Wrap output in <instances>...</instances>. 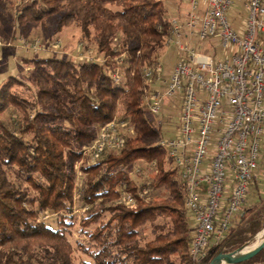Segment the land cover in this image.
<instances>
[{"label": "trees", "instance_id": "obj_1", "mask_svg": "<svg viewBox=\"0 0 264 264\" xmlns=\"http://www.w3.org/2000/svg\"><path fill=\"white\" fill-rule=\"evenodd\" d=\"M3 7L0 0V14ZM169 11L166 0H22L14 7L13 33L47 21L54 32L75 23L98 56L21 57L29 80L12 74L0 83V264H76L70 236L77 220L82 230L93 225L87 243L77 244L90 260L78 264H210L221 253L252 246L263 231L264 198L248 207L245 200L237 225L240 210L203 256L189 255L193 222L185 186L157 144L163 135L147 109L151 79L142 73L166 46ZM8 109L12 125L2 117ZM113 119L129 129L123 145L92 159L84 148ZM137 161L152 169L148 188L160 190L158 196L148 199L132 180ZM77 162L84 173L78 197ZM127 193L132 204L123 199ZM48 214L56 220H46ZM234 264H264V247Z\"/></svg>", "mask_w": 264, "mask_h": 264}, {"label": "built area", "instance_id": "obj_2", "mask_svg": "<svg viewBox=\"0 0 264 264\" xmlns=\"http://www.w3.org/2000/svg\"><path fill=\"white\" fill-rule=\"evenodd\" d=\"M245 7L243 30L231 25L232 0H188L183 17L169 20L165 45L176 47L177 60L164 82L153 90L147 109L157 115L164 101L179 97L180 117L176 133L160 137L157 144L176 168L185 186L184 205L192 218L189 255L203 256L208 244L223 238L233 216L244 204L260 159L264 136V0H240ZM217 38L228 52L223 58L201 52L188 39ZM26 51L37 53L59 47L60 41L18 37ZM0 45H12L0 38ZM91 60V56H84ZM160 65L145 66L143 77H157ZM112 79L119 81L118 72ZM129 131L126 122L113 119L102 125L93 142L84 148L92 159L104 150L118 149ZM155 164L152 163V166ZM132 204L134 198L124 194Z\"/></svg>", "mask_w": 264, "mask_h": 264}, {"label": "rangeland", "instance_id": "obj_3", "mask_svg": "<svg viewBox=\"0 0 264 264\" xmlns=\"http://www.w3.org/2000/svg\"><path fill=\"white\" fill-rule=\"evenodd\" d=\"M177 0H166V5L171 7V11L169 12V17H178L174 10L175 2ZM180 1V0H178ZM19 3H22V0H5V7L3 12L0 14V38L4 40H8L12 38V45H0V83L6 79L12 73L22 78L23 80H29L31 70L28 67L22 65L20 60L21 57H31L36 56L38 54L43 55H57L60 57L71 58L74 60H84L86 59L84 56H91L92 58H97V54H95V45L91 41H87L81 35V31L79 27L74 23L70 24L67 27L62 28L59 32H54L53 25L51 22L47 21L43 24H36L34 26H27L23 30H16V33H13L14 29L12 27V14L14 7ZM172 6L174 7L172 10ZM182 8H187V0L183 1L181 5ZM114 8V7H112ZM245 8V7H244ZM4 22V23H3ZM13 29V30H12ZM18 37H23L25 39L33 40L35 38L40 39L44 44L54 43L57 39L60 41L59 47H49L46 51L41 50L37 53L32 51H26L18 40ZM120 36L112 42V45L117 46L119 42ZM10 49L13 53V56L3 57L2 53L3 49ZM176 47L171 45L163 46L159 49L155 55L156 61H154L157 65H160V68L157 73V77L151 78V80L147 81L149 83L148 89L152 92L153 90H163L164 82L169 79V75L172 71L174 60H175ZM17 56L16 63H18V68H14L12 65V59ZM217 57V56H216ZM179 97L173 99H167L164 101L162 105V109L156 116L152 117L154 124L159 123L161 135L164 137L173 136L179 125V117H180V107H179ZM13 112L11 109H8L3 114V119L9 124L12 125L11 122L14 120ZM81 162H77L76 169V189L75 196L78 197V192L83 184L84 173L79 170ZM134 171L130 174L132 180H134L137 186L143 187L145 189V194L148 199H151L153 196H158L161 192L160 190L148 188V184L150 178L153 176L151 173V168L147 166L143 161H137L134 167ZM255 175L252 180V184L249 187V192L247 194V199L244 207H248L258 200L259 197L264 198V136L261 140L260 144V159L258 161V166L254 171ZM77 204V203H76ZM135 204V203H134ZM78 205V204H77ZM76 205V215L77 219L82 214V211ZM243 207V208H244ZM242 213V209H240L238 215L234 218V225L238 224L239 217ZM103 219L107 218V213L103 214ZM51 219L52 222L56 220V216L48 214L46 216V220ZM161 222V221H160ZM93 225L86 227L85 229H81V225H79V221L75 223L72 230V235L70 236V240L72 245L74 246V257L75 262L78 264L82 260L89 261L90 258L83 253L79 247L78 243H87V231L91 230ZM142 235L144 239L151 238L150 225L146 224L142 229ZM263 237V233L261 232L255 240L251 243L254 246L257 242H259ZM213 241V240H212ZM249 244V245H251ZM248 246V245H247ZM251 247V246H249Z\"/></svg>", "mask_w": 264, "mask_h": 264}, {"label": "crops", "instance_id": "obj_4", "mask_svg": "<svg viewBox=\"0 0 264 264\" xmlns=\"http://www.w3.org/2000/svg\"><path fill=\"white\" fill-rule=\"evenodd\" d=\"M183 1L184 0H180V1L177 0L175 2L174 7L176 8V10H174L173 9L174 7L172 6V10L175 11V13L178 17H183L189 9L188 0H187V8L186 9L182 8L181 5L183 4ZM232 1H233V4H232L231 9L228 12V16H229V19H230V22H231V25L233 26V28L241 31V30H243V27H244V20H245L246 11H245V8H244V6L240 0H232ZM170 9H171V7H170ZM0 29H1V27H0ZM188 42L193 47H196L201 52H204L207 54H211V55H214V56H217L220 58H223L226 55H228V52H224L218 46L217 38H213V39H209V40L201 41V42L195 38H192V39H188ZM1 53H2L3 57L13 56L12 51L10 49H7V48L3 49V52H1ZM17 56L18 55H15V57L12 59V65L14 66L13 70L15 68H18V63H16ZM177 56H178V54L176 51L174 64L177 60ZM163 82H165V81H163Z\"/></svg>", "mask_w": 264, "mask_h": 264}, {"label": "water", "instance_id": "obj_5", "mask_svg": "<svg viewBox=\"0 0 264 264\" xmlns=\"http://www.w3.org/2000/svg\"><path fill=\"white\" fill-rule=\"evenodd\" d=\"M263 237L261 239V241L255 246L254 249H252L251 251L249 252H246V253H243V254H240V255H237V256H233V252L231 253H221L219 255L223 256L226 260L230 261L231 264H234V263H238V262H241V261H244L246 259H249L253 256H255L257 253H259L263 247H264V228H263ZM238 251V250H236ZM235 252V251H234ZM218 255V256H219ZM216 256L215 259L218 257ZM214 259V260H215ZM214 260L210 263V264H213Z\"/></svg>", "mask_w": 264, "mask_h": 264}, {"label": "bare ground", "instance_id": "obj_6", "mask_svg": "<svg viewBox=\"0 0 264 264\" xmlns=\"http://www.w3.org/2000/svg\"><path fill=\"white\" fill-rule=\"evenodd\" d=\"M260 241H261V240H260ZM260 241H259V242H260ZM259 242H257L254 246H251V247H249V246H244V247L241 248L240 250L233 252L232 255H233V256H237V255H240V254H243V253L249 252V251H251L252 249H254L255 246H256ZM213 264H231V263H230V261L226 260L223 256H221V257L215 259L214 262H213Z\"/></svg>", "mask_w": 264, "mask_h": 264}]
</instances>
